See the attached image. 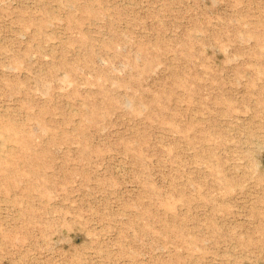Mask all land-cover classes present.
Returning <instances> with one entry per match:
<instances>
[{
    "label": "rangeland",
    "instance_id": "374dc122",
    "mask_svg": "<svg viewBox=\"0 0 264 264\" xmlns=\"http://www.w3.org/2000/svg\"><path fill=\"white\" fill-rule=\"evenodd\" d=\"M0 264H264V0H0Z\"/></svg>",
    "mask_w": 264,
    "mask_h": 264
}]
</instances>
